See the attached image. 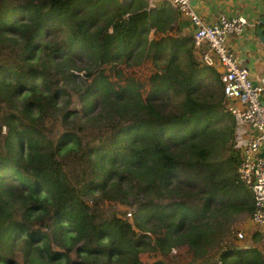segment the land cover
Listing matches in <instances>:
<instances>
[{"label":"trees","instance_id":"1","mask_svg":"<svg viewBox=\"0 0 264 264\" xmlns=\"http://www.w3.org/2000/svg\"><path fill=\"white\" fill-rule=\"evenodd\" d=\"M174 16L0 0V264H264L257 247L220 248L222 223L253 201L220 74Z\"/></svg>","mask_w":264,"mask_h":264},{"label":"built area","instance_id":"2","mask_svg":"<svg viewBox=\"0 0 264 264\" xmlns=\"http://www.w3.org/2000/svg\"><path fill=\"white\" fill-rule=\"evenodd\" d=\"M173 6L193 27V40L201 64L218 69L224 96L229 100L236 123L235 148L239 151L237 174L248 189L253 201L250 222L264 244V83L255 84L249 71L232 54L228 46L229 36H240L249 23L243 16L227 18L220 15L219 24L206 23L195 11L192 0H165ZM199 49L201 50L199 52ZM247 129L251 135L246 136ZM236 150V151H237ZM242 239L244 234L237 233ZM252 242L251 236L249 237ZM261 242L257 247L263 255ZM251 246L241 245L240 249Z\"/></svg>","mask_w":264,"mask_h":264},{"label":"crops","instance_id":"3","mask_svg":"<svg viewBox=\"0 0 264 264\" xmlns=\"http://www.w3.org/2000/svg\"><path fill=\"white\" fill-rule=\"evenodd\" d=\"M139 2L148 9L157 8L160 11H171L175 15L168 23L172 32L180 37L193 38V27L189 21L165 0H139ZM192 5L208 24L217 25L221 14L227 18L243 16L247 20L249 25L240 36L228 37V46L232 54L247 68L253 82L255 84L264 83V45L259 41L256 32L258 19L264 16V0H192ZM150 36L153 37V33ZM216 70L218 72V69ZM262 99L264 102V97ZM227 101L229 102V100ZM245 135L250 136L251 130L247 129Z\"/></svg>","mask_w":264,"mask_h":264},{"label":"rangeland","instance_id":"4","mask_svg":"<svg viewBox=\"0 0 264 264\" xmlns=\"http://www.w3.org/2000/svg\"><path fill=\"white\" fill-rule=\"evenodd\" d=\"M119 1L127 3V0H119ZM197 58H199L198 54H197ZM150 72H151L150 67L147 64H145L144 66L141 67V70L138 72V74L142 78H147L149 76ZM74 100H75V98H74ZM74 104L77 105L76 101L74 103H73V101H71V103L69 105L70 108H72ZM224 109L227 111L229 110L228 112H230L232 114L231 109H230V104L228 101L224 102ZM216 117H215V120H216ZM223 119H226L224 122L230 123V120L227 119V114H226V116H224ZM215 126H216V129L218 131H222L223 129H225L223 127L224 125L222 124V119H219L217 121V123H215ZM2 130H3V134H4V132L6 131V128L4 125L2 126ZM234 132H236V128H235ZM234 132H233L232 144H233V148L235 150H237L235 148V134H234ZM229 143H230V141L228 142V144ZM4 148H5L4 137L2 136L0 138V149L3 150ZM65 149L66 148H64L63 150H65ZM222 154L225 155V152ZM237 154H239L238 150H237ZM107 204H109V203H107ZM114 208L120 213L126 212V217H128L130 220L133 219L134 208H129L128 206L119 205L118 203H116L114 205ZM226 221H227V223L226 222L222 223L223 225L224 224H226V225L223 226V228L221 229V232L224 233L225 236L228 235V238L226 239V241H224L220 244L221 249L235 248V247H240L241 245H249V246L253 245L252 242L250 241L249 237L251 236L252 233H254L256 231H255V228L252 227L253 224L250 222V216L249 215H247L245 213H236V214H233L230 218H226ZM228 229H230L232 231L230 234L226 232ZM238 232H242L244 234V237L242 239H239L237 237ZM258 237H259V240L255 242L256 244H259L262 241V239L259 235H258ZM261 245H262V247H264L263 242H261ZM178 253L179 252L175 248H173L171 250V253H170L171 258L180 256V255H178ZM180 253L184 254V250H182ZM214 256L217 258L216 252L214 253ZM157 258H158V256L154 252H152V253L146 252L142 255V259L144 261H147V262H152V261L156 260Z\"/></svg>","mask_w":264,"mask_h":264},{"label":"water","instance_id":"5","mask_svg":"<svg viewBox=\"0 0 264 264\" xmlns=\"http://www.w3.org/2000/svg\"><path fill=\"white\" fill-rule=\"evenodd\" d=\"M219 24V23H218ZM257 36L259 41L264 45V16L260 17L257 22ZM264 154V149L261 153V155Z\"/></svg>","mask_w":264,"mask_h":264}]
</instances>
